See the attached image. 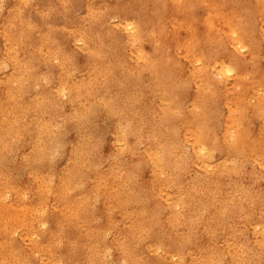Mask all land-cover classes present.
<instances>
[{
  "label": "bare ground",
  "instance_id": "6f19581e",
  "mask_svg": "<svg viewBox=\"0 0 264 264\" xmlns=\"http://www.w3.org/2000/svg\"><path fill=\"white\" fill-rule=\"evenodd\" d=\"M95 1L85 4V14L91 17L94 22L86 25L82 21H74L84 31L82 42L86 52L79 59L71 57L69 59L68 57L67 61L72 67L79 66L81 77L76 78L74 73L67 77H64V74L55 77L56 87L65 89V99L62 101L58 99L54 107L46 102L42 104L38 102L40 95L48 93L47 88L38 90L29 99L16 93L14 85L18 80L25 84L24 80L26 79L31 81L38 78L37 70L26 62V49L33 46L36 52H40L43 45H47V50L55 54V51L62 45L61 40L57 37L61 29L51 31L53 28L49 30L39 20L31 23L29 19H24L20 15L22 12H20V6H22L20 0L12 1L8 10L0 15V25L5 36L3 46L6 54L5 56L4 52H0L2 54V56L0 55V68L5 67L3 75L0 76V145L6 140L24 139L26 144L21 151L26 150L31 143L34 147L32 154L27 155L24 152V156L19 160L26 168L29 180L27 186L33 192L27 197L31 201L22 200L18 210L12 207V202L6 206L5 200L9 196L7 194H12L15 200L20 199L19 195L23 187L11 185L5 179L4 174L0 173V229L3 231L0 233V264H6L8 260L12 261L11 264H19V259L22 260L28 249L27 247L21 248L19 244L9 241L11 233L6 226L8 223L6 216H10L14 229L19 228L26 235H31L34 232H32L29 219L25 217V214L36 209L37 204L41 203L43 209H46L49 199H59L63 207H76L73 205L75 200L61 195V192L75 184V178L78 176L76 174L78 153L90 148L85 134L80 131L74 136V141L67 151L69 164L66 176L60 186L52 185L48 181L38 182L31 173L33 167L37 169L38 160H32V158L37 156L42 149L47 132L48 139L50 138L51 128L54 127L52 125L54 117L66 116L65 127L67 129L77 130L79 128L71 120L75 115L69 117L67 110L71 112V108L79 106L82 98L87 104L91 102L94 98L92 95L95 92L96 78L106 72L98 69H109L116 59L114 56H106L109 44L99 39V35L105 33V30L109 28L104 15L107 7L117 16L124 15L123 26L129 39L133 38L139 53L138 56L142 57V64L134 66L136 69H142L141 73L147 76L142 85L148 88L152 87L153 92L156 90L155 94L153 93L149 98L148 105L147 103L141 104V101L133 93L134 88H131L133 79L138 82L136 75L131 71L127 81H122V84L127 86V92L121 98L112 95L113 90L108 89H104L103 93L95 98V102L101 106L102 112L116 115L112 126L111 149L113 151H119L120 148L123 151L124 148H128L133 153L131 146H135V144L130 142V139H133L130 137L137 135L135 131L138 128L141 131L152 130V124L148 120L141 127L140 124H142L143 117L154 111L157 106L165 105L163 120L169 118L172 111L177 109L178 105L174 100L176 95L173 97L165 90L168 84L185 83L190 88L189 101L183 106L182 114L175 122V127L179 130L180 137H184L186 133L193 135L194 147L191 161L197 159V162H201L199 182L192 181L183 186L182 171L173 170V167L177 166L176 161L168 160V157H165V153L162 152L164 144L168 140H163L160 136L165 135L169 139L171 138L164 133L154 134L153 143L140 153L142 154L147 149L150 153V156L147 157L149 170L142 177V181L154 191L164 187L172 197V201L165 204V212L160 219V225L164 228L180 231L173 234L165 232L164 234L165 248L170 255L176 257V260L170 261L168 264H259L261 260L259 256L254 259L251 254L245 252L244 248L236 241L235 234L225 224L231 208L235 205L232 211L237 212L238 221L244 226L254 227L252 247L264 257V228L261 224L264 223V216L259 213L261 204L256 192V189L264 182V166L258 169L254 176V186L249 191L254 198L250 199L248 205L240 200L236 202L243 196L244 188L240 181L236 183L231 180L233 156L259 157L264 162V143L257 139L259 134H261L260 138L264 136V116L260 113L264 106V99H257L255 103H251L249 99L253 91L251 86L255 82L264 81V66L255 64L256 60L253 59L255 47H252L244 33L246 26L239 8L228 0ZM144 2H146V7L141 8ZM186 5L188 7H185ZM250 5L252 15L258 16L264 22V0H252ZM195 7H201L206 12L205 20H198L191 16L190 12H193ZM7 26L9 28H6ZM59 27L61 28V26ZM67 32H64V35L74 37V30ZM109 33H113L111 29ZM157 36L161 39L158 46L147 49L148 44L153 43L154 45ZM262 38L261 52L263 54L261 58L264 60V36ZM219 43L223 45V48L215 53ZM13 44L16 45V50L13 49ZM249 45L248 52L238 57V50H246ZM113 47L114 49L116 47L118 51L121 50L122 40L118 38ZM72 51L74 50L72 49ZM44 55L45 57L49 56L47 53ZM118 57L120 56L118 55ZM228 74L232 75V86L228 87L225 85L226 83L221 82L222 93L226 94L227 114L220 137H217L215 133L209 132L207 126V105L213 96V89L220 84L216 75L225 77ZM115 80H117V76L111 78L112 82ZM128 81L129 86L126 85ZM202 81L203 84L206 83L204 88L200 87ZM97 86L99 85L97 84ZM129 103L131 104L130 111L123 114ZM118 104L123 105L120 110ZM44 112L49 113L46 125L42 123ZM248 112L259 116V128H254L251 132L246 125ZM20 129L27 130L23 134H18L16 131ZM217 145L222 147L223 152L220 161L214 163L212 152ZM110 153L112 154L111 151ZM143 164L133 153L131 169L126 171V175H138ZM113 165L114 163L110 162V170H113ZM82 176L80 175V177ZM261 189L264 191V188ZM44 192L50 197L44 198ZM59 194L60 196H58ZM191 225L195 230L196 241L189 238L187 228ZM219 228L224 231V240L214 248H208L209 239ZM50 233L45 240L41 238L38 241L40 249L46 254V261L43 264H59L62 256L65 261L73 263L74 261L68 257V250L59 246L60 240L52 241L54 232ZM63 236L61 233L59 237L63 239ZM84 240L82 238L81 242ZM191 250L196 251L200 256L188 261L186 255ZM120 252H123L122 248ZM79 253H83L82 249L77 254ZM164 253L168 255L166 251ZM26 255L29 256L31 253L27 252Z\"/></svg>",
  "mask_w": 264,
  "mask_h": 264
},
{
  "label": "rangeland",
  "instance_id": "374dc122",
  "mask_svg": "<svg viewBox=\"0 0 264 264\" xmlns=\"http://www.w3.org/2000/svg\"><path fill=\"white\" fill-rule=\"evenodd\" d=\"M0 1L1 15L8 10L7 8L10 7L14 0ZM25 1L24 3V0H20V4L23 6H20V12L22 11L20 15H22L24 19H29L31 23L39 20L41 23L45 24L49 30L53 28L51 31L61 29L57 37L61 40L62 45L60 49L55 51V54L47 50V45H43L40 52H36L33 46H29L27 48L28 50L26 49L27 52L25 51L26 62L37 70L38 78L31 81L26 79L24 80L25 84H22L21 80H18L14 86L16 87V93L22 94L29 99L31 95L38 90L47 88L48 93L40 95L38 97V102L40 104L46 102L54 107L58 99L60 101L65 99V89L63 90L56 87L57 83L55 77L57 75L61 76L62 74H64V77H67L69 74L73 73L76 78L81 77L78 70L79 66L72 67L67 61L68 57L69 59L70 57L79 59L86 52L85 45H83L82 42L84 31L80 29V25L74 21H82L86 25H90L94 22L91 17L85 14V4L96 1ZM110 1L114 2V0ZM228 1L237 6L240 10L241 17L244 20L243 23H245L246 26L244 33L252 44V47H255V49H253V59L256 60L255 64H262L264 66V60L261 58L263 54L261 50L263 48L262 37L264 36V22L261 21L258 16L255 17L252 15L250 5L252 0ZM145 7L146 2L141 5V8ZM185 7H188V5ZM41 13L43 14L41 15ZM190 13L193 18L198 20H205L207 17L206 12L201 7H195L193 12ZM104 15L109 28L105 30V33L99 35V39L109 44V47L107 46L106 56H114L116 59L109 69H98L106 72L96 78L94 84L95 92L92 95L94 98L91 102L87 104L82 98L79 106L71 108V112L67 110L69 117H74L75 115L74 119L71 120L73 124L77 125L79 128L77 130L72 128L67 129L65 127L66 116L61 115L54 117L56 121L52 119V125H54V127L51 128L52 134L50 138L48 139L47 132L42 149L37 156L32 158V160H38L37 169L33 167L31 171L38 182L48 181L52 185L60 186L66 176V169L69 164L67 151L74 141V136L80 131L85 134L86 141L90 148L89 150L84 149L82 150L83 152L78 153V164L76 166V169H78L76 174H78V176L75 178V184L61 192V195L68 197L70 200L74 199L75 202L73 205L76 207H63L59 199H49L46 209H43L41 203L37 204L35 207L36 209L25 214V217L29 219L32 232H34L31 235H26L19 228L14 229L10 216H6L8 218L6 226L11 233L9 234V241L19 244L21 248H28L22 260L19 259V264L45 263L46 254L40 249L38 241L41 238L45 240V238L51 234V231L54 232L52 241L60 240L59 246L65 247L68 250V257L74 261L73 263H69L65 261L62 256L59 264H168V262L176 260V257H173L175 255H170L165 248L163 238L165 232L173 234L180 231L174 229L169 230L167 227L164 228L160 225V219H162L165 212V204L172 201V197L164 187L154 191L153 188L151 190L142 181V177L146 175L149 170L147 157L150 156V153L149 149L145 150L142 154L140 153L149 144L153 143V137L155 135L164 133L171 138L169 139L165 135L160 136L163 140H168L164 144V150H162V152L165 153V157H168V160L176 161L177 166L173 167V170L177 172L179 170L182 171L183 186L192 181L199 182L201 162H197V159L191 161L194 147L193 135L191 133H186L184 137H180L179 130L175 127V122L182 114L183 106L189 101L190 88L185 83L168 84L165 90L173 97L176 95L174 100L178 105L177 109L172 111L169 118L163 120L162 117L164 115L165 105L161 104L157 106L154 111H151L147 116L143 117L140 127L148 120L150 124H152V130L141 131V129L138 128L135 131L137 135H132L130 137L133 138L130 139V142L135 144V146L130 145L132 152L144 163L143 168L138 175H126V171L131 169L130 164L132 163L133 153H131L128 148H124L123 151L121 148L119 151H113L111 149L113 142L112 126L116 115H110L104 111L102 112L101 106L95 102V98L102 94L104 89L113 90L112 95L121 98L122 95L127 92V86L122 84V81H127L131 71L138 79V82L133 79L134 82L131 88H134L133 93L141 101V104L145 105L147 103L148 105L149 98L153 93L155 94L156 90L153 92L152 87H149V89L142 85L147 79V76L141 73V71H143L142 69H136L134 66L142 64V57L141 55L138 56L139 53L136 50V44L132 37L129 39V35L123 26L122 20L124 15L121 14L117 16L109 10L108 7L105 9ZM59 26H61V28ZM1 27L0 25V52H4L5 54L3 46L5 36L4 30ZM6 28H9V26ZM110 29L113 32L112 34L109 33ZM73 30L74 37H67L64 35V32ZM85 36L87 35L85 34ZM118 38L122 40V48L119 51L116 47L115 49L113 47V44L116 43ZM155 40L154 45L153 43L147 45V49L158 46L161 40L160 37L157 36ZM15 48L17 47L13 44V49L16 50ZM222 48L223 45L219 43L216 46L215 53H218ZM247 48L246 50H238L237 56L245 55L250 49V45ZM72 49L74 51H72ZM45 53L49 54V56L45 57ZM117 54L120 57H118ZM0 55L2 56V54ZM4 68H0V76L3 75ZM114 76H117V80L112 82L111 78ZM216 78H218L220 84L213 89V96L207 105V126L209 132L211 131V133H215V136L220 137L223 130L224 118L227 114V107L225 105L226 94L222 93L221 82L231 87L232 75L228 74L225 77L216 75ZM97 84L100 87L97 86ZM202 84L203 81L200 83V87L204 88L206 83L204 82V84ZM126 85L129 86V81ZM251 87L253 89L249 96L251 103H255L257 99H264V81L255 82ZM56 96L58 97L55 98ZM122 107L123 105L118 104L119 110ZM130 109L131 104L129 103L123 111V114H127ZM260 113L264 116V106ZM48 120L49 113L44 112L42 123L45 124ZM246 123L250 132L254 130V128L258 129L259 116L249 113ZM58 126L61 127L58 128ZM26 130L27 129H20L16 132L18 134H23ZM260 136L261 134L257 136L258 141L264 143V136L262 138H260ZM25 144L26 141L21 139L18 141L6 140L0 145V173L4 174L5 179L9 181L11 185H20L23 187L19 195L20 199L15 200L12 194H7L9 196H7L5 200L6 206L12 202V207L17 210L21 207L20 202H22V200L31 201V199L27 197L33 192V190L27 186L29 180L26 168L19 162L20 158L24 156V152H26L27 155L33 152L34 147L32 143L28 145L26 150L21 151ZM222 152L223 149L220 145L215 146L212 152V161L214 163L220 161ZM233 159L231 180L236 183L240 181L244 188L243 196L236 202L240 200L248 205L250 199L254 198L249 193L254 186V176L257 170L264 166V162L259 157L244 158L236 155L233 156ZM110 162L114 163L113 170L109 169ZM80 175L83 176L80 177ZM261 188H264V182L256 189L261 204L259 213L264 216V191H262ZM80 192L83 193L81 194ZM58 196H60V194ZM172 196L174 198V195ZM43 197L49 198L50 195L44 192ZM232 208L225 224L229 227V230L235 234L236 241L244 248L245 252L251 254L254 259L259 256L261 259L259 264H264V257L252 247V233L254 227H247L241 224L236 218L237 212L232 211ZM261 224L264 228V223ZM187 230L189 232V238L192 241H196L197 237L193 226H189ZM257 230H260V228H257ZM0 233H3L1 229ZM61 233L64 235L63 239L59 237ZM82 238L85 239L83 242H81ZM223 240L224 231L219 228L209 239L207 247L214 248ZM121 248L123 249L122 253L120 252ZM81 249L83 253L77 254ZM164 251H166L168 255H166ZM27 252H30L31 255L27 256ZM199 256L200 255L196 251L191 250L186 255V258L190 261ZM11 263V260L6 262V264Z\"/></svg>",
  "mask_w": 264,
  "mask_h": 264
}]
</instances>
